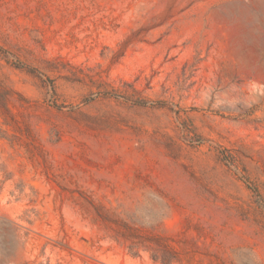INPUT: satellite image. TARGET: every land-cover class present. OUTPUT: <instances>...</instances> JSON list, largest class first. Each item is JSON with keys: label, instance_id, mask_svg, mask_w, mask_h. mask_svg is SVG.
I'll list each match as a JSON object with an SVG mask.
<instances>
[{"label": "rangeland", "instance_id": "374dc122", "mask_svg": "<svg viewBox=\"0 0 264 264\" xmlns=\"http://www.w3.org/2000/svg\"><path fill=\"white\" fill-rule=\"evenodd\" d=\"M0 264H264V0H0Z\"/></svg>", "mask_w": 264, "mask_h": 264}]
</instances>
